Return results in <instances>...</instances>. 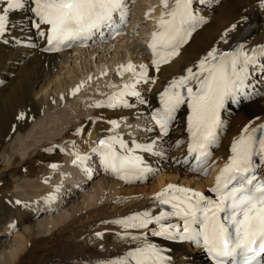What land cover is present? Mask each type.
<instances>
[{"label": "bare ground", "instance_id": "1", "mask_svg": "<svg viewBox=\"0 0 264 264\" xmlns=\"http://www.w3.org/2000/svg\"><path fill=\"white\" fill-rule=\"evenodd\" d=\"M210 2L214 3L212 7L204 9ZM197 6L207 16V24L194 31L180 54L178 51L171 61L161 65L156 75L155 68L148 67V75L155 77V83L136 85L148 102L152 100V90L156 92L173 78L184 75L188 67L196 65L214 46L230 50L238 43H244L248 49L264 45V8L258 5V0H206L203 5L194 4V8L198 9ZM165 11L161 0H153L141 14L146 26L138 25L136 37L115 41L113 47L110 44L101 51L69 49L59 55L41 52L44 39L37 37L35 30H30L32 14L27 9L11 14L14 27L7 34L8 42L0 40V264H100L116 258L137 246L138 242L122 238L124 230L119 225L102 221L144 209L158 214L153 197L168 184L188 185L193 189L202 188L205 183L213 184L207 176L201 178L187 173L186 167H180L182 164L176 162L184 160L186 154L184 126L177 125L164 138L162 166L155 163L160 155H142L160 172L148 181L123 184L115 175L94 169L95 156L87 162L90 170L87 172L72 164L74 152L61 156L59 147L63 145L72 150H83L82 154H91L99 139L113 134L108 131L112 126L107 121L119 120L133 110L140 112L142 106L132 97L128 99L133 100L131 103L135 106L126 110L94 107L95 103L90 102L77 111L78 106L74 103L80 100V94H92L84 90L93 82H104L105 77H109L100 74L109 64L141 59L145 34L154 31ZM140 18L132 17L131 26ZM232 24L237 27L228 32V43L224 44L221 37ZM12 37H16L15 42ZM193 71H196L195 67ZM258 87L260 91L251 98L228 104L232 109L230 113L224 110L222 120L226 125L220 133V146L211 158L215 163H224L229 155L228 147L246 125L254 128L264 120V81ZM95 95L104 101L112 94L107 96L98 91ZM65 108H70L69 113L76 110V115H59ZM179 113L184 114V118L186 106ZM21 115L23 118H19ZM57 116L60 117L56 118L58 122L53 123L51 117ZM97 117L100 119L94 120ZM146 123L137 120L134 125ZM135 126L129 129H135ZM78 128H83V132L77 134ZM137 138L144 143L140 141L145 140L143 135ZM53 146L59 147L55 151H46ZM166 161L171 162L166 164ZM53 162L58 163V168L50 167ZM72 168L86 176L72 175ZM89 175L96 177L88 184L82 183ZM60 176H67L63 180L70 176L71 183L60 182L56 178ZM129 231L135 234V230ZM97 232H103L104 236L97 237ZM149 240L160 244L159 237L149 236ZM174 249L181 250L180 256L184 253L190 256L188 264L202 262L196 249L182 245H176Z\"/></svg>", "mask_w": 264, "mask_h": 264}, {"label": "snow or ice", "instance_id": "2", "mask_svg": "<svg viewBox=\"0 0 264 264\" xmlns=\"http://www.w3.org/2000/svg\"><path fill=\"white\" fill-rule=\"evenodd\" d=\"M161 2L166 11L161 14L157 22L159 30L153 32L149 45L153 52L152 65L157 71L160 62L167 63L169 57L177 55L180 46L207 22L194 8V4L203 5L206 0H173L171 7L169 0ZM0 5H3L0 7V40L8 42L7 34L14 27L11 14L27 9L32 14L30 26L35 35L46 40L45 51H59L61 47L90 40L97 34L114 37L120 34L127 19L125 0H0ZM258 5L264 8V0H258ZM117 16L119 22L115 19ZM236 27L232 24L225 30L222 43H228L227 34ZM12 40L15 42L16 37ZM193 67L186 69V75L172 79L158 94L160 106L151 109L154 127L146 130L159 135L150 137L148 142L133 140L129 147L128 141L117 132L124 118L107 121L112 126L108 131L113 134L99 139L91 149V154L99 156L106 171L128 183L146 179L153 170L144 156L136 153L163 155L164 138L169 135L179 110L186 105L189 110L186 116L188 156L176 162L187 165L189 171L210 174L215 163L211 159L212 150L219 145L221 130L226 125L221 111L226 104L239 103L260 91L258 85L264 81V45L248 49L244 43H238L230 50L214 46ZM148 71L146 64L121 65V74L132 73L131 80L124 83L120 91L92 106L133 108L135 105L129 97L148 105V100L136 87L142 82L155 83V77H150ZM76 132L82 133L83 128ZM58 147L46 151H55ZM230 152L227 163L215 177L214 186L209 189L214 195L168 184L154 194L153 206L161 208L158 214L144 209L102 221L119 225L124 230L122 238L138 243L124 254L100 264H172L171 249L152 242L149 236L192 242L204 250L212 264H264V175L260 174L264 172V124L254 128L246 125L233 139ZM73 154L72 164L90 171L87 162L91 154L78 151ZM58 166L56 162L50 165L53 169ZM163 206H167V210ZM172 220L176 222H170ZM129 230H135V234ZM95 235L102 238L104 233Z\"/></svg>", "mask_w": 264, "mask_h": 264}, {"label": "rangeland", "instance_id": "3", "mask_svg": "<svg viewBox=\"0 0 264 264\" xmlns=\"http://www.w3.org/2000/svg\"><path fill=\"white\" fill-rule=\"evenodd\" d=\"M145 1H146V0H145ZM152 1H153V0H152ZM149 2H150V0H149ZM151 4H152V3H151ZM140 16H141V15H140ZM138 21H139V20H138ZM138 21H137V22H138ZM142 27L144 28L143 25H142ZM137 35H138V34H137ZM135 37H136V36H135ZM139 41H140V40H138V42H139ZM139 43H141V42H139ZM98 82H100V80H98V81H96V82H93V85H95V83H98ZM101 98H102V97H101ZM71 107H72V109H73V108H75V105H74V106L71 105ZM69 110H70V108H65V109H64V112H62V113L59 114V115H64V116L66 115V116H68V117H72L74 114L76 115V110H75V112H74V110H73L72 112H74V113H72V114L69 113ZM66 111H68V112H66ZM77 111H79V110L77 109ZM55 112H56V111H55ZM65 112H66V113H65ZM56 113H57V112H56ZM56 113H54V115H55ZM75 115H74V116H75ZM54 118H55V119H54ZM56 118L58 119V118H60V117H58V116H57V117H51V119L54 120L53 123H57V122H58V120H57ZM48 119H49V118H48ZM56 121H57V122H56ZM44 123H45V121H44ZM30 141H33L32 138H30ZM18 149H19V148H18Z\"/></svg>", "mask_w": 264, "mask_h": 264}]
</instances>
